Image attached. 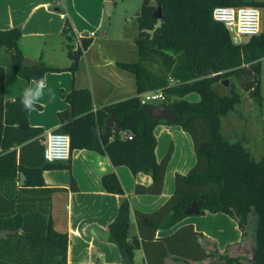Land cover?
<instances>
[{
	"label": "trees",
	"instance_id": "16d2710c",
	"mask_svg": "<svg viewBox=\"0 0 264 264\" xmlns=\"http://www.w3.org/2000/svg\"><path fill=\"white\" fill-rule=\"evenodd\" d=\"M115 3V0H108ZM143 0L137 13L139 35L136 43L139 61L119 64L133 73L138 95L110 105L95 107L91 91L74 89L63 93L69 111L60 115L55 131L70 137L71 153L89 150L107 156L114 167H127L134 175L152 177L149 187L137 185V194L160 195L173 154V145L159 161L155 129L160 124L175 125L187 132L194 144L196 164L187 175H176L174 195L153 213L134 212L139 235L130 233L132 210L114 173L102 177L106 192L122 197L118 214L109 226V241L119 249L124 264L135 263V253L145 251L148 264H165L170 255L194 262L217 258L209 264H243L241 258L208 253L197 242L190 225L166 237H156L187 216L186 207L196 202L201 210L226 214L245 234L251 216L255 217V253L250 264H264V152L255 158L242 143L233 142L222 132L223 119L242 105L238 87L261 105L260 76L264 59V23L261 33L241 46L233 45L224 25L213 19L220 6L264 8V2L245 0ZM162 18L153 14L158 8ZM68 44V57L75 73L78 62L92 43L81 37V46L70 45L75 38L68 20L62 31ZM19 28L0 30V51L10 55L11 71L27 81H36L49 72H61L43 63L27 67L19 48ZM156 66V67H155ZM219 76L213 74L220 73ZM229 81L224 87L222 82ZM231 88L228 94L220 90ZM163 90L162 106L174 109L177 120H155L142 104L141 94ZM198 94V102L184 99ZM21 96L5 102V69L0 67V231L10 234L0 239V264H68L69 237L54 229L51 202L54 192L43 172L71 169L69 162H47L44 158V130L28 124ZM34 108L41 109L39 105ZM114 118L111 126L106 121ZM132 137H124V135ZM71 190L77 191L74 178ZM186 262V261H185ZM186 264H190L186 262Z\"/></svg>",
	"mask_w": 264,
	"mask_h": 264
},
{
	"label": "crops",
	"instance_id": "0c3cea01",
	"mask_svg": "<svg viewBox=\"0 0 264 264\" xmlns=\"http://www.w3.org/2000/svg\"><path fill=\"white\" fill-rule=\"evenodd\" d=\"M108 2L110 1L0 0V30H21L19 48L24 58L62 70L45 75L43 95L36 103L41 109L33 108L28 114V124L33 128L43 129L45 139L50 132L61 127L60 115L69 111V104L62 97L63 93L74 89H88L95 107L138 95L135 75L119 66L139 61L136 43L139 35L137 14L131 15L124 0H121L120 5L115 0L108 13ZM66 20L73 29L75 40L70 45L74 49L81 46V37L92 39L74 74L68 70L72 62L68 57L67 41L62 34ZM84 34L86 35L83 36ZM0 67L5 69V102H12L22 96L24 88L35 83L11 71L10 55L5 50L0 51ZM191 95L199 97L198 94ZM188 96L184 99L187 100ZM155 137L159 161L173 145L164 189L160 195L137 194V185H152L151 176L143 173L134 175L124 166L114 167L107 156L89 150H75L69 161L62 162H69L71 169L43 172L45 184L60 189L52 195L51 215L54 229L69 237L68 264H124L119 249L109 241L110 233L107 241L91 234L93 230L109 232V226L118 214L122 199L120 195L106 192L102 185L104 175L114 173L117 176L132 210L130 233L138 236L139 224L134 212L149 214L160 209L175 193L176 175L185 176L194 167L197 158L193 140L181 127L160 124L155 129ZM165 139L168 140L166 144ZM72 178L76 181L77 191L70 189ZM252 223L251 218L243 234L232 217L205 212L203 215L187 216L169 230H158L156 237L169 236L180 227L190 225L197 233V242L201 247L208 253L222 256L230 250L244 252L247 249L246 246L251 243L249 234ZM185 261L190 264H209L218 262V257L200 262L175 255L165 258V264H186ZM134 264H148L142 248L136 251Z\"/></svg>",
	"mask_w": 264,
	"mask_h": 264
},
{
	"label": "rangeland",
	"instance_id": "374dc122",
	"mask_svg": "<svg viewBox=\"0 0 264 264\" xmlns=\"http://www.w3.org/2000/svg\"><path fill=\"white\" fill-rule=\"evenodd\" d=\"M120 5L121 0H117ZM127 6L131 10V15L137 14L142 7L143 0H124ZM155 4V1L152 2ZM261 14V28L264 23V8H259ZM67 50V49H66ZM156 67V66H155ZM261 76H260V91H261V105H257L252 101L248 92L241 90L238 87V92L242 94L243 103L237 108L238 112L230 114L229 117L223 119L222 132L225 137L233 142H243L242 143L255 158H258L260 153L264 152V60L261 63ZM225 87V86H224ZM223 94H228L231 88L221 89ZM189 101H198L199 97L197 95H190L187 97ZM160 103H154L156 106ZM164 139V138H163ZM168 140H164L166 144ZM163 142V140H161ZM252 228L250 231V242L244 252L236 249L231 252L228 251L223 256L241 258L243 264L252 263V257L254 255V227H255V217L252 215ZM246 253V254H245Z\"/></svg>",
	"mask_w": 264,
	"mask_h": 264
},
{
	"label": "built area",
	"instance_id": "2783aa9c",
	"mask_svg": "<svg viewBox=\"0 0 264 264\" xmlns=\"http://www.w3.org/2000/svg\"><path fill=\"white\" fill-rule=\"evenodd\" d=\"M213 19L225 26L235 46H241L251 37L261 33L260 10L252 6L229 7L220 6L213 10ZM213 74V76L220 75ZM167 101L163 90L149 91L141 96L142 104H154ZM131 139L132 137L127 136ZM44 158L47 162H66L71 158L70 137L60 132H50L46 137Z\"/></svg>",
	"mask_w": 264,
	"mask_h": 264
},
{
	"label": "water",
	"instance_id": "95a60500",
	"mask_svg": "<svg viewBox=\"0 0 264 264\" xmlns=\"http://www.w3.org/2000/svg\"><path fill=\"white\" fill-rule=\"evenodd\" d=\"M112 7H113V3L108 2L107 3L108 13L111 12ZM153 16H154V18L159 19V20L162 18V10L160 7L156 10V12L153 14ZM85 35L86 34H84L83 36H85ZM23 64L27 67H32V66H38L39 63L32 61L29 58H24ZM217 76H219V75H217ZM222 84L225 87H228L229 81L224 80L222 82ZM146 111L151 116V118H153L155 120H162V121H166V122H175L177 120V116H176L174 109L169 108V107H165L162 105H156V106H151V107L147 108ZM113 122H114V118L110 117L106 121L105 127L111 126ZM200 213H201V210H200V208L196 202L190 203L184 211V214L186 216L200 215ZM9 234H10L9 231H0V239L6 237ZM91 234L93 236H95L99 239H103L105 241H107L109 239V232H104V231H100V230H93V231H91Z\"/></svg>",
	"mask_w": 264,
	"mask_h": 264
},
{
	"label": "clouds",
	"instance_id": "9594fccd",
	"mask_svg": "<svg viewBox=\"0 0 264 264\" xmlns=\"http://www.w3.org/2000/svg\"><path fill=\"white\" fill-rule=\"evenodd\" d=\"M44 83L45 78L40 77L34 84L24 88L20 102L26 110H32L35 107L37 101L43 95Z\"/></svg>",
	"mask_w": 264,
	"mask_h": 264
}]
</instances>
